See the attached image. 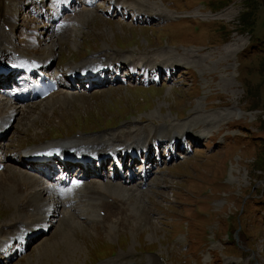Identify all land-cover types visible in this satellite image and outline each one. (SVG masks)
I'll return each mask as SVG.
<instances>
[{
    "label": "rangeland",
    "instance_id": "obj_1",
    "mask_svg": "<svg viewBox=\"0 0 264 264\" xmlns=\"http://www.w3.org/2000/svg\"><path fill=\"white\" fill-rule=\"evenodd\" d=\"M7 1L0 0L3 26L13 11L18 35L27 25L43 34L39 25L27 23L35 3L20 8L14 0ZM206 1L132 0L155 16L136 20L131 15L126 23L99 7L85 13L78 27L73 25L77 19L72 20L71 32L54 38L55 45L48 37L52 32L38 38V53L56 56L50 68L56 73L110 49L126 61L145 59L176 68L171 76L162 73L157 82L128 80L124 70L121 84L81 88L52 107L41 101L26 107L1 142L8 155L77 136L122 134L129 125L152 130L163 124L177 134L187 131L201 137H190L195 147L180 148L176 158L165 159L167 151H161L162 161H157L148 185L137 187L134 181L111 189L127 199L124 210L129 208L130 219L115 217V224L106 221L105 228L75 214L74 224H66L65 218L60 230L57 221L8 264H100L118 255L119 264H148L151 255L158 264H264V73L259 62L264 52L245 50L251 36L264 39V0H209L210 7ZM23 5L25 14H20ZM252 9L251 35L242 18ZM56 136L64 137L53 139ZM11 164L12 170L35 174L23 162ZM94 181L105 184L109 179ZM7 191L0 185V226L22 214ZM44 198L53 199L50 194ZM77 222L86 230H79ZM57 242L59 251L53 248Z\"/></svg>",
    "mask_w": 264,
    "mask_h": 264
},
{
    "label": "bare ground",
    "instance_id": "obj_2",
    "mask_svg": "<svg viewBox=\"0 0 264 264\" xmlns=\"http://www.w3.org/2000/svg\"><path fill=\"white\" fill-rule=\"evenodd\" d=\"M22 1H33L34 3H38L39 0ZM96 1L98 0H51L48 7H40L38 10H35L34 22H36V17H42V19H44L39 20V22H41L39 27L44 30L43 35L27 25V32L22 35L21 41L17 34L19 27L17 28L15 26V14L13 11L8 13L6 25L3 26L2 23H0V61L23 57L31 58L33 66L30 67L32 69L29 71L32 75L30 78L39 81L37 87L40 88L48 83H56V77L50 73L51 65L56 56L52 52L40 55L38 53V48L40 47L38 38L52 32L53 35H48V37L52 44L55 45L57 43L56 39L59 40L63 37L62 35L71 32L70 22L72 20L77 19L73 23L75 27L81 25L78 23V20L83 19L84 14L88 13L90 9L96 5ZM131 1L109 0V8L100 9L106 10L108 14L116 16H123L126 13H132V11L138 12V16L143 15L151 17V15H153L147 10L138 7V4H131ZM121 5H123V7ZM154 16L155 15L152 17ZM6 17L7 14H5L4 19H6ZM15 35L17 42L18 40L20 41L19 43L15 42ZM108 52L110 53L102 51L98 56L84 59L80 63L67 65V71L71 68L81 73H85L86 71L91 72L92 70L96 71L99 81L95 82L93 76L89 77L87 82H89L92 88L98 89L107 84L108 81L105 79L110 75L114 76L115 83L118 84L120 82V68L125 69L135 67L137 64L142 65V70L139 72L141 73L140 78L144 81H152L151 72L158 74V72L172 71V67L175 65L171 64L172 66H167L162 62L157 63L136 58L126 61L124 60L125 56H122L121 53H117L121 56V58H119L115 56L117 54L111 51V49ZM128 78H134V76L131 74ZM0 81L4 84L7 82V79L1 78ZM70 84L74 88L61 87L45 99H42L41 102L48 105V107H52L55 102H65L71 98L72 95L70 94L74 91H82L79 88L88 86V83L86 84L82 81H70ZM34 95L32 86L30 84H24L22 93L9 91L0 96V140L3 141L8 132L14 127L13 120H16L22 115L26 107H30L36 103L35 101L38 97H34ZM135 126H127L126 131L122 134H99L90 137L77 136L66 140L46 143L38 147L34 146L28 148H46L50 149V151L53 149L55 152H59L66 151L73 147L81 148L91 152L94 156L102 157L110 152L123 153L135 147L139 148L144 146L145 149L150 148V152L146 157L147 165L141 174L133 170L129 176L126 174L122 175L114 166L112 178L113 181L118 179L119 181H117L119 184L111 182L112 179L105 184L94 181V179L100 180L106 178V174L103 173V171L97 172L96 168H89L86 173L78 174L75 177H72L71 170H66L65 175H63L66 178L65 182L60 184H55L49 180L52 176L50 170L43 171L40 174L36 172V174H30L29 172L15 171L12 170L11 162L20 165V163L24 162L26 159L22 156L7 157L0 145V163L4 164L3 169L0 170V185L6 188V190H8L7 192L13 194L12 203L22 212V214L19 212L15 214V219L12 223H5L0 226V264H8V261L12 260L15 256L22 255L26 243L27 247L41 232L42 234L48 233L57 221L60 220V225L58 226L60 230L63 229L61 225L65 223V218L67 221L66 224H74V221H77L78 218L75 214L79 216L81 221L86 220L88 223L96 222L97 224L103 225L105 228H107L106 221L110 224H107L108 226L115 224L113 221L115 217H120L121 219L125 218V220L130 219V211L128 212L129 208L126 211L124 210L127 205V199L122 195H113L111 189L116 186L120 189L124 185L127 186V184L137 179V175H140L137 187L148 185V179L154 173V163L157 162L155 157L156 152H158L157 146H166V141L169 142L168 137L179 133L177 129L174 128H172V130L166 129L163 124L157 125L152 130L144 126H139L137 128H135ZM183 132L185 133L180 132V134H177L181 139L184 138V136L186 139H188V136L194 139H196L197 136L201 137L199 134L196 136L187 131ZM175 138V140H177V137ZM194 143L196 142L194 141ZM169 145L170 144H168V146ZM171 146V149H173L175 143L171 144ZM169 156L172 159L176 158V154L173 150H169L167 157ZM48 194H50L53 199L44 198ZM61 211L62 214L65 212V215L60 218L57 213ZM80 223L81 222H77L76 224L80 226L79 230H86ZM63 232L64 235H67L65 231ZM29 238H31V240L27 241ZM53 248H58V242L53 245ZM151 256L148 258V264H158V258ZM118 257L120 256L118 255L116 258L106 260L100 264H119L117 260ZM62 259H64V255Z\"/></svg>",
    "mask_w": 264,
    "mask_h": 264
},
{
    "label": "trees",
    "instance_id": "obj_3",
    "mask_svg": "<svg viewBox=\"0 0 264 264\" xmlns=\"http://www.w3.org/2000/svg\"><path fill=\"white\" fill-rule=\"evenodd\" d=\"M211 1H209V0L206 1L207 6L210 7ZM216 2H221V0H216ZM254 11H255V9H252L250 12L246 13L243 16V18H242L243 24L247 25V27L250 29V31H251L250 34L251 35H252L253 29H254V26H255L254 25L255 17L253 15ZM253 33H255V32H253ZM252 42H253V44H252ZM245 50L248 51V52H254V51H262V52H264V39L263 40H260L259 38H253L252 39V36H251L250 48H247ZM259 62H260L261 73H264V57L261 58L259 60Z\"/></svg>",
    "mask_w": 264,
    "mask_h": 264
},
{
    "label": "water",
    "instance_id": "obj_4",
    "mask_svg": "<svg viewBox=\"0 0 264 264\" xmlns=\"http://www.w3.org/2000/svg\"><path fill=\"white\" fill-rule=\"evenodd\" d=\"M130 264H137V263H130Z\"/></svg>",
    "mask_w": 264,
    "mask_h": 264
}]
</instances>
